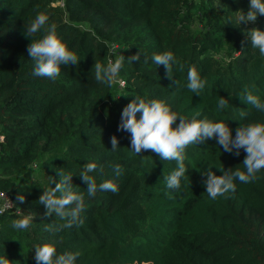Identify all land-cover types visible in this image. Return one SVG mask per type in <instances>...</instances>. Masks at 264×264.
Segmentation results:
<instances>
[{
  "label": "trees",
  "instance_id": "obj_1",
  "mask_svg": "<svg viewBox=\"0 0 264 264\" xmlns=\"http://www.w3.org/2000/svg\"><path fill=\"white\" fill-rule=\"evenodd\" d=\"M222 6L224 20L212 10H193V0H63L62 7H52L51 0H0V191L21 217L33 216L23 230L9 223L17 216H0V258L36 264L35 247L50 244L57 255L78 252L75 264H264V169L249 183L234 180L235 191L225 196L211 199L205 192L203 172L245 170L244 149L239 156L225 152L215 137L189 145L181 187L169 189L165 177L176 162L151 150L133 155L131 134L117 130L124 107L136 97L163 101L186 119L200 112L197 119L224 121L232 137L239 126L264 123V111L241 99L247 89L264 102V55L235 30V13L247 14L250 0H222ZM39 14L48 17L46 25L27 37ZM201 15L204 29L196 34ZM252 23L264 31V15ZM53 24L79 62L61 65L55 79L35 77L28 46ZM238 40L239 55L228 54L224 63L207 54L234 52ZM165 51L179 61L171 79L151 59ZM138 52L139 61L128 60ZM118 54L125 57L118 81H97L95 63L106 66ZM191 67L207 81L200 96L187 88ZM219 97L228 99L227 108H218ZM178 124L179 118L172 127ZM86 163L97 164L89 173L97 184L110 179L119 191L88 196L79 176ZM57 172L71 174L72 190L84 195L82 224L62 228L66 219L43 216L38 199L59 182Z\"/></svg>",
  "mask_w": 264,
  "mask_h": 264
},
{
  "label": "clouds",
  "instance_id": "obj_2",
  "mask_svg": "<svg viewBox=\"0 0 264 264\" xmlns=\"http://www.w3.org/2000/svg\"><path fill=\"white\" fill-rule=\"evenodd\" d=\"M264 15V0H250L249 11L247 14L239 12L238 23L255 22L257 15ZM48 17L39 14L27 28L25 35L32 37L33 34L40 31L46 25ZM46 35L41 39L33 41L28 46L29 55L36 60V67L33 70L35 77H48L55 79L61 71V65H77L79 59L77 55L70 51L68 47L56 36L55 25L45 29ZM251 46L259 50L264 55V31L258 28H252L247 33ZM115 45L113 48L115 49ZM239 53V52H238ZM125 57L118 54L114 61L109 59L107 65L96 62L95 78L97 81L106 82L108 85L116 83L119 79L120 70L123 67ZM152 61L156 65H163L166 69V75L172 78V65H179L173 52L165 51L161 54H153ZM131 62L140 60V52L128 57ZM147 62V59L145 60ZM182 70V66H181ZM187 88L200 96L207 81L201 79L195 67H191L187 73ZM176 83V82H175ZM114 98V97H113ZM115 99V98H114ZM241 99L247 104L252 105L258 111H264V102L245 89V94ZM218 108L224 109L229 106L228 99L219 97ZM141 113L140 118L136 114ZM240 115L243 117L244 112ZM200 112H196L191 119H186L182 115L171 111L163 101L148 100L136 97L128 103L122 113L118 125V131H127L131 134V152L133 155H140L142 150H151L159 155L162 161L172 160L177 164L169 176L165 177L169 189H179L181 179L185 177L187 168L185 166V149L192 144H198L206 139L216 138L217 144L222 146L223 150L232 153L235 156L240 155V150L244 149L246 156L243 160L245 170L240 169H220L222 175L217 176L209 168L203 175L207 177L204 180L206 193L211 199L225 196L230 191L234 192L236 185L234 180L242 183H249L257 178L256 173L264 169V123H253L247 126H239L236 129L235 137H232L231 130L224 121L213 122L208 119H197ZM179 118V124L173 128V124ZM112 149L117 148V138L112 136L110 139ZM98 168L96 163H86L84 171L80 173L81 180L87 185L88 196H94L97 191H110L117 193L118 186L110 179L97 184L93 176L89 175ZM117 175L122 173L119 164L114 166ZM59 182L55 187L43 190L39 196V204L43 205L45 211L44 217H51L53 213L67 223L61 225L62 228H69L74 223H83L79 218V213L83 210L84 195L78 194L72 190V175H65L63 172H57ZM52 180V179H51ZM190 182V181H189ZM59 193V195H57ZM23 202V195L17 197ZM16 212V211H15ZM13 211L6 213H15ZM4 213V214H6ZM3 214V215H4ZM33 221V216H24L14 220L12 227L14 229H28ZM79 253L65 252L57 255L56 249L50 244L35 247L34 259L36 264H75ZM0 264H9V261L0 258Z\"/></svg>",
  "mask_w": 264,
  "mask_h": 264
},
{
  "label": "rangeland",
  "instance_id": "obj_3",
  "mask_svg": "<svg viewBox=\"0 0 264 264\" xmlns=\"http://www.w3.org/2000/svg\"><path fill=\"white\" fill-rule=\"evenodd\" d=\"M63 4V0H51V6L52 7H62ZM193 10L195 11H203V10H212V12L214 14H218L220 15V17L224 20L226 15L222 14L223 12V6H222V0H193ZM236 14V15H235ZM233 15H235V21H237V24L235 25V30H239V28L241 29V31H244L246 34L252 29V22H248L247 24H245L244 22H239L238 23V13H235ZM232 14H230V17L232 18L233 16ZM204 23V17L203 15H201V17H197V19L194 22V28L192 29V31L194 33H201L202 29H204L203 26ZM200 29V30H199ZM205 30H211V28H205ZM215 36V35H213ZM248 36V35H247ZM235 45V43L233 44ZM239 40L236 42V48L237 50H235L234 52H232L229 48H220L218 50H215L214 52L208 51L207 54H211L212 56L216 57L221 63H224L225 61H227V56L228 54H232V57H237L239 55ZM121 86V85H119ZM41 173H38V178L41 179ZM10 215H14L17 216L18 218H11L9 215V223L12 224V222L14 220L23 218V216L21 217V214L18 211H16L15 213H11ZM26 216H28V213H26ZM256 224V221H252V227H254V225Z\"/></svg>",
  "mask_w": 264,
  "mask_h": 264
},
{
  "label": "built area",
  "instance_id": "obj_4",
  "mask_svg": "<svg viewBox=\"0 0 264 264\" xmlns=\"http://www.w3.org/2000/svg\"><path fill=\"white\" fill-rule=\"evenodd\" d=\"M3 142V136L0 133V146ZM17 211V208L12 203V201L8 198V196L0 191V216H2L6 212Z\"/></svg>",
  "mask_w": 264,
  "mask_h": 264
}]
</instances>
